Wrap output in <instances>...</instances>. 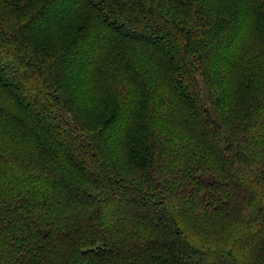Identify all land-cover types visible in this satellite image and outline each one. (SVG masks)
<instances>
[{"label": "trees", "instance_id": "trees-1", "mask_svg": "<svg viewBox=\"0 0 264 264\" xmlns=\"http://www.w3.org/2000/svg\"><path fill=\"white\" fill-rule=\"evenodd\" d=\"M0 264H264V0H0Z\"/></svg>", "mask_w": 264, "mask_h": 264}]
</instances>
